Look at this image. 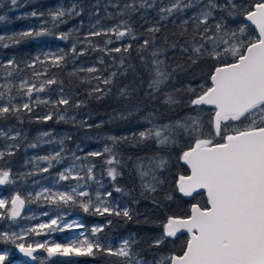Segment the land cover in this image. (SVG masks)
<instances>
[{
  "label": "snow or ice",
  "instance_id": "snow-or-ice-1",
  "mask_svg": "<svg viewBox=\"0 0 264 264\" xmlns=\"http://www.w3.org/2000/svg\"><path fill=\"white\" fill-rule=\"evenodd\" d=\"M199 3L200 0H197ZM12 5L17 4V0H11ZM143 6V4L141 5ZM151 7V5H148ZM126 8L133 5H126ZM191 7V0L188 5L183 4V0H175L168 8H161L160 20L172 16L176 12H182L184 8ZM135 10V9H134ZM222 13L219 19L215 12ZM73 13L79 14L77 6L74 4L67 10L71 16ZM65 9L58 7L51 11L53 29L57 23H64ZM31 15H37L36 12ZM42 15V14H41ZM234 22L239 20L235 28H230L226 18ZM4 17H0V20ZM193 23V34L185 41L188 47L172 43L168 48L177 49L188 56L192 64H197L204 59H211L215 62L213 70L207 75L204 83H199L196 87L187 85L183 91L187 92L190 98L186 101L187 106L195 115H187L183 120L167 122L162 125L153 124L151 127L134 137L143 143L146 140H154L161 147H171L177 145L181 136L189 143L182 149L180 160L189 168L190 175H180L177 181V188L186 197L199 195L200 190L206 191L207 201L202 207L199 203L191 205L189 214L185 216H168L163 224V233L152 242V247H159L169 238H178L179 235L187 234L188 238L184 242L180 254L173 252L170 255L160 256L154 262L140 259L132 251V245L136 243L134 238L122 240L118 246H113L109 241H102L101 235L104 229L112 224L108 219L104 224H98L86 229L83 223L77 220H67V210L73 207L80 208L85 213L98 216H116L132 220L131 209L124 203L121 205L111 199L112 192L105 190L102 194L97 190L91 194L87 189L91 186L89 181H95L93 174L94 164L85 165L80 161L87 159L73 154L72 162L63 172L58 173V181L74 180V185H69L66 190H54L43 187L33 193L26 191L23 195L16 191L8 197H0V223L8 221V229L0 230V243L12 244L25 257L33 261L51 260L53 257L88 256L93 257L100 254L109 257H118L121 264H264V0H248L247 4L238 3L237 0H206L200 12L191 17ZM99 21L93 25L92 31L84 37L83 41L87 47L77 51V44L74 43L69 52L63 49L58 52L45 53V60L36 56L31 63H26L25 67L33 69V77L29 79L20 75L19 65L15 59H9L6 63H0V68L5 69V83L0 84V119L7 116H15L18 120L22 114H30L40 105L51 106L59 111L61 106H68L73 99L64 92L61 86L58 89V98H42L45 93L58 81L47 76L48 68L35 71L37 63L49 67L61 68L64 66L66 57L71 56L73 62L78 56L87 52L88 48L100 51L110 56L113 60V53L121 54L119 64L125 67V53H129L133 45L131 42L122 46L109 47L124 40L125 37L135 41L137 34L127 24L121 21L114 27L107 29L97 28ZM189 20H184L180 35L187 33ZM150 35L137 45L136 51L140 54L142 63L147 67L143 53L151 48V73L152 79L148 84V95L155 99V93L162 85L170 79L171 73L167 71L166 61L160 59L162 54H166V48L156 47L155 33L161 31L157 25L146 30ZM56 36L57 33L46 26H41L39 30H28L7 37L11 44L20 43L19 38H32L41 36ZM143 35V34H141ZM70 33L61 32L58 38L67 40ZM104 36V44L92 43L90 37ZM114 37V38H113ZM6 37L0 36V46L9 47L8 43H3ZM165 42L167 38L165 37ZM190 50V51H189ZM103 64V57L100 59ZM127 67L133 68V65ZM182 68V65H177ZM176 69L174 68L173 71ZM79 71L69 73L76 76ZM88 73H99L96 67L86 69ZM19 77V84L12 81V77ZM116 72H111L107 78L97 74L92 79L98 83L89 91V96L95 99H102L111 91H105L100 85L109 86L113 84ZM91 83L90 80L85 81ZM62 84V81L60 82ZM16 88V95H12L13 88ZM181 91V90H177ZM128 93L127 87L120 90V95ZM19 99V103L17 100ZM169 106L181 104L178 98L172 94H167L164 101ZM84 100H77L72 107L80 108L85 106ZM211 106L212 117L205 124L202 110ZM67 111V108H65ZM53 117L52 112H48L40 120L47 121ZM60 120H65L64 115L59 116ZM147 119V118H146ZM81 125L86 121H81ZM92 127V125H87ZM99 126V125H97ZM205 127L210 131L205 132ZM48 136L49 133H43ZM0 136H7L0 130ZM19 133L8 137L15 140ZM113 142V146L118 140H125L127 137H108ZM51 142V141H49ZM63 145V140L59 141ZM13 145H9L11 149ZM19 147V145H15ZM31 147H36L35 144ZM64 149L52 155L34 158L39 161H47V167L37 168L40 172H48L52 168L53 162L61 163L65 157L62 155ZM12 155L0 150V159L5 155ZM107 155L104 160L107 175L115 182L122 173L114 165H119L117 154L113 153L111 147L105 146L103 151H93L88 153L91 157H101ZM137 174L141 181V188L144 192L155 193L158 185L162 183L158 171L164 169L168 163L163 156L156 155L148 160L147 166L143 163V158H137ZM85 172V175H81ZM35 173H28L34 175ZM86 177V178H85ZM16 183L10 168L0 167V186L14 185ZM103 187V185H101ZM117 193L124 192L121 187H115ZM171 199V196L166 197ZM40 202L51 206V211L40 213L39 223L28 227H20L19 231H12L11 225L19 223L20 219L37 220L36 214L31 216L22 215L26 204ZM155 203V202H154ZM81 228L88 233L81 232L78 237L65 243L56 242L50 239L56 232H63L65 229ZM40 237L41 239H37ZM46 254V255H44ZM9 255L7 248L0 250V264H6ZM43 257V260H42Z\"/></svg>",
  "mask_w": 264,
  "mask_h": 264
},
{
  "label": "rangeland",
  "instance_id": "rangeland-1",
  "mask_svg": "<svg viewBox=\"0 0 264 264\" xmlns=\"http://www.w3.org/2000/svg\"><path fill=\"white\" fill-rule=\"evenodd\" d=\"M237 2L247 4L248 0H237ZM173 3H175V0H17V4L12 5L11 0H0V17H4V19L0 20V36L6 37L3 43H8L10 45L6 48L0 46V63H6L9 59H15L16 63L19 65L20 75L29 79H35L33 77L34 70L25 67L26 63H31L36 56H40L41 60H45L44 54L48 52H58L61 49H63L64 52H69L74 43L77 44V51L79 52L82 48L87 47L86 44L79 43V41H83L89 31L95 30L92 26L95 25L97 21H99L97 25L98 29H107L114 27L121 21H126L138 37L135 41L125 37L124 40L109 45V47H117L129 42L132 43L133 47L130 52L124 54V68H121L119 64L121 54L113 53L112 56L116 57V59L113 60L105 53L93 50L92 48H88L87 52L78 56L74 62L71 56L66 57L65 64L61 68L49 67L47 62L45 65L39 63L35 65V71L42 72L45 67L48 68L47 76H42L40 79L54 76L58 81L57 84L52 85L50 89L41 94L42 98L51 97L53 100L57 99L58 89L62 86L65 94L71 96L73 99L68 106H61L59 111L51 106L40 105L34 109L32 113L22 114L19 120L15 116H7L0 119V130L7 133V136H0V150L6 153L10 150L13 153L12 155L6 154L3 159H0V167H4L5 169L10 168L13 173V178L16 181L14 185L0 186V197H8L16 191H19L22 195L26 191L35 193L43 187L53 188L54 190H66L69 185H74L76 181L70 179L57 183L58 173L63 172L65 168L70 166L73 154H75V156L81 158L87 157V159H82L80 161L81 163L85 165H95L93 174L96 180L89 181L91 186L87 189L91 194H94L97 190L103 194L104 191L107 190L113 194L109 199L119 202L121 205L127 203L131 210L133 209V204L138 206L140 202H143L144 204L148 203L159 206L165 214V220H167L168 216H173L169 212L176 210L171 207L174 198L170 185L165 182V179L169 172H171L173 176L178 175L179 177L181 175L180 169L184 162L180 160V156L182 149L189 141H184L185 138H182L177 145L165 148L157 145L154 140H146L141 143L142 149L152 151V143H154L157 152L153 153L152 151L151 153L150 151L145 154L139 152V156H137V150L127 145V139L118 140L115 146H113V142L108 139L110 136H115L117 138L126 137L128 133L138 134L140 131L146 130L153 124L162 125L170 121L175 122L177 120H183L188 114L195 115L187 106L186 101L190 96L187 92L183 91V89L189 84L196 87L197 84L206 81L203 74L190 72L193 64L188 60L187 55L182 54L179 48H168V45L176 43L177 45L188 47L185 41L193 34V23L190 18L200 12L206 0H200L199 3L197 0H191V7H186L182 12H176L166 19L160 20L162 14L160 9L168 8ZM189 3L190 0H183L184 5H188ZM74 4L77 6L79 14L73 13L69 16L67 10ZM142 4L143 6H141ZM126 5H133V7L126 8ZM148 5H151V7ZM58 7H63L65 9L66 14L62 18L65 22H58L57 27L53 29L49 13L55 11ZM33 12H36L37 15H31ZM214 15L219 19L216 12ZM225 18L228 20L227 23L230 28H235L237 23H239V20H237L234 25L233 20L231 21V19ZM145 20L147 21L145 22ZM184 20H189V24L186 26L187 33L181 36L180 32L182 29L179 26ZM42 25L55 31L57 35L32 38L17 37L20 39V43L18 44H11V42L7 40V37L16 36V34L24 31L39 30ZM153 25H157L161 28L159 33H155L156 47L167 49L166 54H162L159 58L166 61L167 71L171 73V77L166 84L162 85L160 90L155 93L156 98H152L146 106H143L139 98L149 96L148 92L151 91L148 89V84L152 79V57L150 56L152 49L149 48L147 52L143 53L145 60L148 62L147 67H145L136 48L138 44L143 42L144 38L150 35L146 30ZM165 27L175 28L171 32L177 31L179 34H173L171 39H167V42H165L163 33ZM61 32L70 33L69 39H59L58 36ZM157 34L159 39L156 37ZM105 39L106 37L104 36L90 37L92 43L100 45L101 47ZM25 46L27 47V51L24 53L22 60H19L16 56V51L18 49L22 51ZM101 57H103L104 60L103 64L100 63ZM180 60L185 62V67L182 68L185 73H183L184 78L180 77L176 80L174 79L173 73L178 71L179 67H176V64ZM206 60L199 61L197 63L198 66H200V68L203 67V63ZM128 65H133L134 70L133 68L127 67ZM89 67L98 68L99 73H88L86 69ZM174 68H177V70L173 71ZM78 69H85V71H79L76 76L69 75V73L75 72ZM4 72L5 69L0 68V84L6 82ZM111 72L117 73L113 80V84L109 86L100 85L105 91H108V88H110L111 91L99 100L95 99V96H89V91L98 83V81L92 79V77L100 74L103 78H107ZM177 73H179V71ZM194 74L198 77H195ZM11 79L14 84H19L18 76L14 75ZM88 80H90L91 83L85 82ZM61 81L62 84L60 83ZM125 87H127L128 93L130 94L122 96L120 95V90ZM178 89L181 91H177ZM167 94H172L178 98L185 107L176 111L178 107L175 105L169 106L165 103L162 105L163 108L158 105L149 106L151 102L155 100L161 99L164 102L167 98ZM12 95H16L15 87L12 90ZM77 100H84L86 102L85 106L80 108L72 107V104ZM19 102L18 99L17 103ZM65 108H67V111H65ZM162 109H169L172 114L180 115V117H178V119L176 117H166L164 120L156 118L157 113L162 111ZM185 109L187 111H185ZM48 112L53 113L51 120L43 121L37 118L46 115ZM60 115H64L65 120H60ZM202 115L205 124H207V121L212 117V111L205 107L202 110ZM81 121H86V124L82 126L80 123ZM87 125H92V127H88ZM204 131L208 132L210 129L205 127ZM16 133H19V136L15 140L8 138ZM43 133H49V135L43 136ZM61 140H63V145L59 143ZM144 143H148L149 147L145 148L143 146ZM33 144H35L36 147H31ZM9 145H13V147L9 149ZM15 145H19V147H15ZM105 146L111 147L113 153L117 154V159L120 161L119 165L114 166L117 167L122 175L118 176L115 182L107 175L109 165L104 163L107 155L101 157L88 156V153L93 151L102 152ZM61 147L64 149L62 155L65 159L61 163L53 162L54 166L50 168L48 172H40L37 165L39 168H45L48 166L47 161H39L34 158L52 155L55 152H59ZM156 155L163 156L167 159L168 163L164 169L157 173L162 181V183L158 185L157 191L155 193H147L141 188V181L136 170V164L140 162L137 158H143V163L147 166L149 158ZM124 168H128L133 174L125 176L126 180L123 176ZM28 173L35 174L28 175ZM135 174H137L136 177ZM81 175H85V172H81ZM101 185H103V187H101ZM115 187H121L124 189V192H115ZM137 191L141 195L139 199ZM168 196H171V199H167L166 197ZM130 197H132V201L129 199ZM166 207H168V209H166ZM44 211H51V206L40 202L30 205L26 204L22 215L31 216L32 214H36L39 219H20L18 225H11V230L19 231L20 227H28L39 223L41 220H47V217L40 216V213ZM97 216L98 215L85 213L78 207H73L67 210L66 218L69 222L77 220L83 223L86 229H91L94 225L102 224L97 219ZM165 220L163 222L166 223ZM3 223L4 226L2 227L1 224ZM3 223H0V230H7L9 222L4 221ZM81 232H85V235L88 234L85 229L81 228L65 229L63 232L53 233L50 239L59 243H65L78 237ZM100 235L102 241H109L113 246H118L122 240L129 239V237H120L117 239L106 238L103 233ZM130 237H133V235H130ZM37 239L41 238L37 237ZM177 239L178 238H169L165 240L164 243L166 241L172 242L170 246L173 251L167 254L159 253L156 255L155 261L158 260L160 256L170 255L173 252L180 254L181 246L176 243ZM5 248L9 250L6 264H41L40 261H28L14 245L0 243V250ZM139 258L147 260V258ZM97 260H99L98 256L53 257L51 260H43V264H98ZM108 260L112 263L115 262V260H111L110 258H108Z\"/></svg>",
  "mask_w": 264,
  "mask_h": 264
},
{
  "label": "trees",
  "instance_id": "trees-1",
  "mask_svg": "<svg viewBox=\"0 0 264 264\" xmlns=\"http://www.w3.org/2000/svg\"><path fill=\"white\" fill-rule=\"evenodd\" d=\"M216 14H217L218 18H220V16L222 15V13H220L219 11H217ZM146 21L147 20H145V22ZM231 21H232V19H231ZM235 22L233 21L234 25H235ZM174 29H172L170 27H165L163 29L164 37H166L167 39H171L173 34H175V35L179 34L177 31L176 32H171ZM156 37L159 39L158 34H157ZM26 51H27V47L26 46L23 47L22 51L18 49L16 51L17 58L19 60H22V57H23V55H24V53ZM167 58H168V56H167ZM204 60H206V59H204ZM214 64H215V62L213 60L207 59L203 63V67H201V68H200V66H198V64H193V67H191L192 70L190 72L191 73H199L201 75L203 74L204 79L206 81L207 80V75L214 68ZM177 65H182L183 67H185V62L180 60V61L177 62L176 67H177ZM182 68H180V67L178 68L179 73H177L178 71L173 73L174 79L178 80L180 77L184 78L183 73H185V72H184V70ZM176 70H177V68H176ZM195 77H198V76L195 75ZM139 99H140L139 100L140 103H142L143 106H146V104L152 99V97L146 96L145 98L140 97ZM163 104H164L163 100L159 99L157 101L156 100L152 101L149 106L158 105L159 107L163 108V106H162ZM175 106L178 107V109L176 111H178L182 107H185L183 103L175 105ZM206 108L208 110L212 111L211 107L208 106ZM185 111H187V110L185 109ZM188 115H190V114H188ZM166 117H176L178 119V117H180V115L172 114V112H170L169 109H162V111H160L156 115V118H160L161 120H164V118H166ZM126 137H127V145L129 147L137 150V153H136L137 156H139V152H141L142 154H145V153L151 151V150H143L142 149V144L134 137L133 133L126 134ZM182 138H183V136H181L180 140ZM186 140L187 139H185L184 141H186ZM143 146L145 148L149 147L148 143H144ZM152 151H153V153L157 152V150L155 149L154 143H152ZM152 151H151V153H152ZM180 171H181V173H180L181 175H185L186 176V175L189 174V169H188V167L186 166L185 163H183L181 165ZM127 175L130 176V175H133V174L128 168H126V169L124 168V174H123L124 179H125V176H127ZM136 176H137V174H135V177ZM178 179H179L178 175L173 176V174L171 172H169L166 175L165 182H167L170 185V188L172 190V196L174 198V200H173L174 202H172V206L171 207L173 209H176L175 211H171L169 213L171 215H173V216L174 215L175 216H185V215L189 214L190 207H191V205L193 203H199L203 207L206 204L207 199L205 197V194H203V193H200L199 195H194V198L193 197H185V196H183L178 191V188H177ZM128 190H129V188H128ZM137 193L136 194H137L138 199H139V197L141 195L139 194L138 191H137ZM129 199L132 201V197H130ZM174 204H175V206H174ZM166 209H168V207H166ZM161 211L162 210L160 209L159 206L148 204V203L144 204L143 202H140L138 204V206L137 205L135 206L133 204V209L131 210V214H132V217H133L132 220H127L126 218L116 217V216L109 217L107 215H105L103 217L102 216H97V219L102 224H104L108 219L112 220V224L104 229L103 234H104V236L106 238H114V239H117V238H120V237L134 238L136 243H134L132 245L133 253H135L138 257L147 258V260L155 261L156 255H158L159 253L167 254V253L173 251L171 249V246H170V244L172 242H170V241L169 242L166 241L165 243L161 244L159 247H152L151 246L153 240H155L157 237H159L160 233L163 230V224L165 223V222H163L165 220L164 219V215L165 214H164L163 211L162 212ZM1 225L3 227L4 223L1 224ZM130 235H133V237H130ZM187 238H188V236H187L186 233L184 235H179L178 236V239H177L176 243L179 246H181V249H182V247L184 245V242L187 240ZM97 256L99 257V260H100V262H99V260H97L98 264H121V261H120V259L118 257H114V256L113 257H109V256L104 255V254H100V255H97ZM108 258H110L111 260H115V262L112 263L110 260H108Z\"/></svg>",
  "mask_w": 264,
  "mask_h": 264
},
{
  "label": "water",
  "instance_id": "water-1",
  "mask_svg": "<svg viewBox=\"0 0 264 264\" xmlns=\"http://www.w3.org/2000/svg\"><path fill=\"white\" fill-rule=\"evenodd\" d=\"M209 107H211V106H209ZM187 166V165H186ZM188 167V166H187ZM188 169H189V174L188 175H190V168L188 167ZM200 193H203V194H205V197H206V199H207V196H206V191H204V190H200ZM182 194V193H181ZM183 195V194H182ZM194 195H196V194H194ZM184 196V195H183ZM186 197V196H185ZM27 258V260L28 261H33V260H31L30 258H28V257H26Z\"/></svg>",
  "mask_w": 264,
  "mask_h": 264
}]
</instances>
